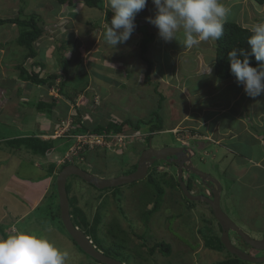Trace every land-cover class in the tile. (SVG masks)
Returning <instances> with one entry per match:
<instances>
[{
	"label": "rangeland",
	"instance_id": "374dc122",
	"mask_svg": "<svg viewBox=\"0 0 264 264\" xmlns=\"http://www.w3.org/2000/svg\"><path fill=\"white\" fill-rule=\"evenodd\" d=\"M75 2L71 7L60 6L55 0H0L1 18L18 17L20 11L24 12L23 17L35 13L41 17L40 25L44 30L35 45L38 56L25 61L27 51L17 43L20 28L17 25L0 26V229L5 233L10 231V235L22 230L46 237L53 245L63 246L61 251L69 253L68 264H99L75 246L58 218L57 221L52 218V211L56 212L50 210L48 195L44 201L39 200V209L32 210L33 195L26 194L21 187L29 183L35 188L34 185L45 178V168L51 163L59 168L62 164L75 162L83 170L108 179L128 175L137 169L140 155L149 144L160 149L168 144L184 143L197 151L194 166L210 173L221 184L222 210L246 234L260 240L264 233V123L256 118V124L251 128L257 136H240L238 145L230 138H224L222 145L207 140L203 135L206 127L202 123L217 116L216 124L221 121L229 127L238 123L234 119L238 109L251 111L250 107H257L254 109L257 115L264 111V94L252 98L245 94L237 80L218 79L213 68L215 41L210 39L186 48L182 44V30L177 33L178 41L165 42L160 37L157 43L155 41L148 54L154 63L152 80L146 82L147 65L138 48L142 36L131 35L125 44L112 49L104 39L109 23L103 22L99 28L88 24L89 20L98 19L101 12L85 7L82 1ZM223 3L231 10L226 22L249 29L264 22V6L254 0H223ZM106 5L111 9L109 0ZM155 12L152 0H148L145 9L135 18L145 21ZM61 47L65 50L59 53ZM60 55L70 63L66 91L74 96L75 105L71 104L65 116L60 108L48 116L40 113L36 104L50 103L52 99L64 100L58 93L60 79L52 88L34 86L20 79L19 71L14 67L24 62L27 69L40 71V67L32 66L34 62H40L45 66L41 70L42 76L62 74L64 67L59 62ZM160 96L164 97L161 105ZM219 108L224 109L223 113ZM157 115L163 120L164 130L152 134L148 130L126 129L127 134L105 135L111 137L94 140L91 133L72 132L81 130V126L92 129L95 124L107 125L109 121L122 123L132 119L140 123L149 121L152 116L158 126ZM23 134H39L43 140H55L60 149L42 158L25 150L12 151L4 143L5 139ZM122 135L125 136L123 139ZM147 136H151L150 142H147ZM224 145L234 149L238 146V154L233 152L235 150L229 152ZM167 168L157 162L152 179L101 191L72 176L67 183L69 198L83 209L89 222L95 220L96 212L101 214L99 237H107L110 225H118V229L124 231V235L116 232L123 237V249L120 251L118 245L112 246L109 253L121 263L217 264L223 258H233L227 250L219 253L204 248L203 236L209 231V222L212 229L220 233L210 206L201 201L188 203L185 195L176 188L165 187V196L146 225L144 221L149 210L158 203L154 183L163 188L164 180L177 175L174 167L166 171ZM54 176L51 175L50 194L57 193V176ZM47 183L48 179L42 186ZM43 192L44 188L37 194L43 195ZM251 195L257 197L248 202L246 198ZM112 241V238L108 239V242ZM159 241L172 246L170 257L160 252L148 255L145 246L151 248ZM238 247L245 252L252 251L247 246ZM254 251L251 252L254 256H263L260 251Z\"/></svg>",
	"mask_w": 264,
	"mask_h": 264
},
{
	"label": "trees",
	"instance_id": "16d2710c",
	"mask_svg": "<svg viewBox=\"0 0 264 264\" xmlns=\"http://www.w3.org/2000/svg\"><path fill=\"white\" fill-rule=\"evenodd\" d=\"M55 1L60 6L67 5V6L72 7L75 5L76 3L75 1L77 0H55ZM79 1H82L85 7L89 9L98 10L102 14L98 19H94V20L92 19L91 21L89 20L88 21L89 25L91 24L93 27L99 28L103 22L110 23L112 15H113V10L107 7L106 0H79ZM254 1L258 5L264 6V0H254ZM23 13H24L23 11H20V15L15 18H1L0 17V26L2 27L6 25H17L18 28H20V33L17 38V43L19 46L26 49L27 54L24 60L28 61L30 59H35L38 56V51L35 45H36V42L39 41V39H41L42 36L44 35V30H43V27L40 25L42 22V19L40 16L33 13L29 15L28 17H23ZM135 22L137 26L135 28V31L132 33V35L140 34L142 36L138 44V48H139V53H140L139 55L142 61L147 65V68L145 71V78L147 82V81L152 80L151 78H152V73L154 69V63L150 59L149 55L151 54L152 46L158 37V33L156 31V27L148 23L147 21H142V20H138L135 18ZM250 35H251V29L245 28L235 22H225L224 35L220 40L215 41V45H214L215 60H214L213 68H214V75L218 79L233 80V81L236 80L235 75L230 71V64L227 60V53L232 48H235V47L244 48L248 50L249 46L247 44V38ZM64 50L65 48L61 47L59 49V53H62V51ZM62 56L63 55H60L59 57V62L63 63L62 66L64 67L63 69L64 72L62 74L54 73V74H49L47 76H42L41 70L45 68V66L41 64L40 62L39 63L34 62L32 64L33 67H40V71H35L34 69L32 70L27 69L24 62L19 63L15 65L14 67V69H17L19 71L20 79L24 80L25 82H29L34 86H38V87L46 86V87L52 88L56 86L57 84L56 81L60 79V84L57 85L59 87L58 93L60 96L64 97V100L52 99V102L50 103L41 101L38 104H36L37 110L44 115L47 114L48 116H52L53 110L60 108L64 110L63 114L65 116L70 110L71 104L73 106L75 105L74 96L67 93L66 91L69 86L68 82L70 81L69 72H68L70 63L68 62V60H66ZM258 63L260 62H257L255 58L253 57L251 60L252 66L255 67L258 65ZM161 102H164L163 96H160L159 105H161ZM61 104H63V106ZM152 117H150L149 121L142 120L140 123L134 122L132 119H130L122 123H118L115 121H109L107 125L95 124L93 125L92 129H88L85 126H81V130L72 131V132L73 133L85 132V133H91L93 135L99 136V135H112V134L120 135L124 133L127 134L129 131L126 132L127 131L126 129H132V130H138V131L148 130L149 132H151V134L156 131L158 132V131L164 130L162 118L157 115V122L159 123L157 126L154 124V120ZM146 140L147 142H150L151 136H147ZM4 143L7 146H9L10 150L12 151L25 150L27 152H30L34 156H38L42 158H46L48 157L49 154L53 153L54 151L57 152V150L60 149L56 145L55 140H51V139L43 140L39 134L18 135L15 138L4 140ZM74 164L75 162L65 163L61 167L57 168L56 164L51 163L48 165L47 168H45L47 171L46 172L47 174L44 179H46L47 177H51V175L53 174H55L54 177H56V174L59 173L61 170H63L65 167L69 165H74ZM154 173L155 171L151 169L147 178L152 179V177H154L153 175ZM160 180L162 181V178ZM162 184H164L163 188L161 187L160 184L154 183L155 188H157L156 191L158 194V197H157L158 203L154 205L152 210H149V216L147 215L144 221L146 225H148L150 222V218H151L150 216H152V214H154L158 210L160 206V202L161 200H163L165 196V187L172 188V189L176 188L177 190H179L180 193L182 192L180 188V183L177 180L176 175L170 176L169 180H164ZM188 188L191 190L193 187L191 184H188ZM67 191H68V185H67ZM49 197H50V205H49L50 210L54 209L56 212V214H54V211H52L51 216L52 218H54L55 221H57V218H58L59 223L62 225L63 223L61 221V212H60V207H59L58 193H55V194L51 193ZM185 199L188 203L190 202L186 197ZM76 204H77L76 202H72L70 200L71 215L73 217L72 219H73L74 225L80 228L81 231H83L87 237L92 239V241L94 242V245H96V247L99 250L103 249L106 255L111 256L109 255V253L111 254L112 252L111 250L112 246L114 247L118 245V248H120V251H121L123 249L122 245H125V242L123 240V237L119 236L116 232L122 233L124 235V231L121 228L118 229V225H112V226L110 225V228L108 229L107 234H106L107 237L106 238L99 237L100 234H99L98 229H99L100 224L102 223L101 214L99 212H96L97 215L95 217V220L93 222L92 220H90L89 222L87 218L85 217V212L83 211V209L81 207H78ZM0 233L3 236V238L7 237V234L4 232V230L0 229ZM203 237L205 241L204 242L205 249H209V250L216 251L219 253L226 251L224 245L222 244L220 233L218 234L214 229H212V227L209 228V231H207V234H204ZM110 238L113 239L112 242H108V239ZM73 242L75 246L80 251L83 252V250L77 245V243L74 240ZM145 247L147 248V253L150 256H154L157 252L158 253L160 252L161 255L170 257L173 253L172 246L166 244L165 241L156 242L154 246H152L151 248H148L147 246ZM118 256H121V255L118 254ZM90 263L92 262H88V264ZM122 264H128V263L124 262ZM217 264H247V262H244L240 260L239 258H237L236 256H233V258H228V259L225 258L223 259V261L218 262Z\"/></svg>",
	"mask_w": 264,
	"mask_h": 264
},
{
	"label": "clouds",
	"instance_id": "9594fccd",
	"mask_svg": "<svg viewBox=\"0 0 264 264\" xmlns=\"http://www.w3.org/2000/svg\"><path fill=\"white\" fill-rule=\"evenodd\" d=\"M109 3L113 15L104 39L107 45L115 49L131 38L137 26L135 17L145 9L148 0H109ZM152 4L156 9L155 15L146 17V21L157 28L158 36L165 42L177 40V33L182 30V44L186 48L210 39L220 40L231 11L223 0H152ZM247 44L248 50L232 48L227 53V60L230 71L235 75L237 83L243 86L245 94L255 98L264 94V22L252 27ZM253 57L260 62L255 67L251 64ZM208 70L210 74L209 65ZM90 146L93 148V145ZM89 240L94 245L92 239ZM68 261L69 253L59 250L44 236L18 230L13 235L0 238V264H68Z\"/></svg>",
	"mask_w": 264,
	"mask_h": 264
},
{
	"label": "water",
	"instance_id": "95a60500",
	"mask_svg": "<svg viewBox=\"0 0 264 264\" xmlns=\"http://www.w3.org/2000/svg\"><path fill=\"white\" fill-rule=\"evenodd\" d=\"M170 157H175L172 162L178 165V181L185 197L191 202H204L212 209L217 222L222 227L221 241L225 249L230 254L236 256L244 262H249L251 264L264 263V256L256 257L241 250L239 247H236L231 241L230 232L235 233L246 244L256 251H264V238L258 240L250 237L243 230H241L238 225L228 217V215H226V213L221 208V184L210 173L203 172L195 167L192 162V156L187 155V151L182 147L162 148L157 150L151 147L142 152L141 157L139 158L137 169L134 172L116 178H101L83 170L76 165H69L58 174L56 185L61 212V221L67 233L83 250V252L101 264H122L121 262L105 255L100 250H98L91 243L84 232L74 225L70 212V200L67 191L68 179L72 176H77L86 183L93 185L98 190L115 188L145 180L148 176L149 169L156 162L161 160L168 161V158ZM185 170L200 178L202 182L206 183L208 188L213 193V198H209L204 195L192 194L183 179Z\"/></svg>",
	"mask_w": 264,
	"mask_h": 264
},
{
	"label": "crops",
	"instance_id": "0c3cea01",
	"mask_svg": "<svg viewBox=\"0 0 264 264\" xmlns=\"http://www.w3.org/2000/svg\"><path fill=\"white\" fill-rule=\"evenodd\" d=\"M145 21H146V19H145ZM156 31H157V29H156ZM157 33H158V31H157ZM158 37L156 39V43H157ZM231 81H233V80H231ZM23 101H26V100L23 99ZM250 108H251V111H249L246 108H244L242 111H240L238 109V113H236L237 118H234L235 121H237L238 123L235 124V125L234 124H230L229 127L228 126L226 127V124L225 123L223 124V122H221V121L217 122V124H216L215 120H218L217 116L205 119L203 121V123H202L203 127H206V128H203V135L205 136V138L207 140H209L211 142H214L217 145H222L223 142H224V138H230V140L234 139L233 141H234L235 145H238V139H240L239 138L240 136H241V138L242 137L254 138L257 135H256L255 131L251 127L254 128V125L256 124V122H255L256 118H259V121H262L264 123V111L262 110L261 112H258L257 115H256L254 109L257 108V107H254V109H252V107H250ZM219 109L222 110V113H223L224 109H222V108H219ZM224 147H225V145H224ZM226 147L225 148L229 152H232V150H235L233 152H237V154H238V151H237L238 150V146H237V149L232 148V146L228 147V145H226ZM244 158L249 159L248 157H244ZM233 168L236 169L235 166ZM234 175H236V174H234ZM35 179L38 182L37 177ZM47 179L49 181V183H47V186H44V185L42 186V182L43 181L45 182V180H47ZM43 181L41 183H39V184L34 185L36 189L32 185H29V183H26L25 187L22 186L24 184L20 185V186H22L21 187L22 191H24L25 193L27 192L28 194L30 193L31 195H33L32 199H34V200L32 202L35 203L34 206L35 205H37V206L34 207L33 203H32V207H31L32 210H36V209H38L41 206V205L39 206V203H38L39 200L42 202V201H44V199L46 198L47 195L48 196L50 195V193H49L50 190L49 189H52V188L49 187V186H50L51 181H53V179H52V177H49V178L43 179ZM45 187L47 189H45ZM43 188H44L43 195H40L39 193L37 194V192L40 189H43ZM255 197H257V195H255V196L251 195V197L248 196L246 198V200L249 202L250 198L252 199V198H255ZM52 230H54V229H52ZM6 234H7V236H9L11 233H10V231H8V232H6ZM59 234H60V232H59ZM0 237L3 238L1 233H0ZM62 239H63V237H62ZM51 243H53V242H51ZM56 247L59 250H63L62 248H64L63 246H61V247L60 246H56Z\"/></svg>",
	"mask_w": 264,
	"mask_h": 264
},
{
	"label": "flooded vegetation",
	"instance_id": "af4514ba",
	"mask_svg": "<svg viewBox=\"0 0 264 264\" xmlns=\"http://www.w3.org/2000/svg\"><path fill=\"white\" fill-rule=\"evenodd\" d=\"M181 144V143H180ZM154 148L152 145H150L149 144V147L147 148V149H149V148ZM178 148V147H182V148H184L186 151H187V155H191L192 156V162L194 163V156H196V154H197V151L194 149V148H192V146L190 145V144H187L186 146H184V143H182L181 145H166V146H164V147H160V149H162V148ZM146 149V150H147ZM154 149H156V148H154ZM159 149V148H158ZM157 150V149H156ZM140 157H141V155H140ZM175 157H170V158H168V161H164V160H161V161H159V162H161L163 165L165 164V166L166 167H168L167 169H166V171H168L169 169L170 170H172V168L171 167H174L175 169H176V173H177V178H178V175H179V172H178V165L177 164H175V163H173L172 162V160L174 159ZM156 166H157V162L151 167V169L152 170H155L156 169ZM159 167V166H158ZM184 181H185V183H186V185H187V187H188V184H191L192 185V189L190 190L189 188V191L192 193V194H194V195H204V196H207V197H209V198H213V193H212V191L208 188V186L206 185V183H204V182H202V180L200 179V178H198L197 176H195V175H193L192 173H190V172H188V171H184ZM178 180V179H177ZM197 180V181H196ZM197 182H199V183H197ZM211 185V184H210ZM195 188H198V190L197 189H195ZM201 188H203V189H201ZM198 191H199V193H198ZM167 193V192H166ZM182 194H183V192H182ZM184 195V194H183ZM191 202V201H190ZM208 206V205H207ZM210 208V207H209ZM210 210H211V214L214 216V214H213V212H212V209L210 208ZM73 218V217H72ZM214 218H215V216H214ZM73 220V219H72ZM215 224H216V226L217 227H219V231H220V236H222V227H221V225L217 222V220H216V218H215ZM215 224H213V225H215ZM210 227L212 226V223H210L209 222V224H208ZM213 227V226H212ZM230 237H231V241L233 242V244L236 246V247H238V246H244V247H250L248 244H246L240 237H238L235 233H233V232H230ZM264 238V233H263V236L260 238V240L261 239H263ZM244 251H246L245 249H243ZM250 250H252V251H254V249L252 248V247H250ZM251 251V252H252ZM251 252H247V253H249V254H251V255H253ZM254 252H256V251H254ZM223 253V252H222ZM257 253H258V251H257ZM259 253H263V256H264V251H260ZM105 254V253H104ZM106 255V254H105ZM108 256V255H107ZM254 256V255H253ZM262 256V257H263ZM111 257V256H110ZM114 259V258H113ZM225 259V258H224ZM84 264H88L87 262H85ZM91 264H94V263H91ZM99 264H101L100 262H99ZM251 264V263H250Z\"/></svg>",
	"mask_w": 264,
	"mask_h": 264
},
{
	"label": "built area",
	"instance_id": "2783aa9c",
	"mask_svg": "<svg viewBox=\"0 0 264 264\" xmlns=\"http://www.w3.org/2000/svg\"><path fill=\"white\" fill-rule=\"evenodd\" d=\"M100 137H101L102 139H104L103 137H106V138H107V137H111V136H100ZM117 137H118V136H117ZM124 137H125V136L122 135V136H121V139H123ZM98 138H99V137L93 136V139H94V140H97ZM104 140H105V139H104Z\"/></svg>",
	"mask_w": 264,
	"mask_h": 264
}]
</instances>
